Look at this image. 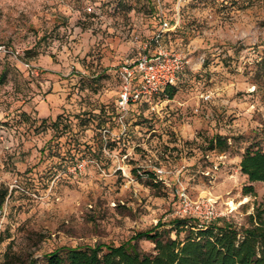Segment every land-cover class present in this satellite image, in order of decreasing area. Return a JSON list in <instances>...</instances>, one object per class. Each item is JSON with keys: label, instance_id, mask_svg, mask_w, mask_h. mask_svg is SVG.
Here are the masks:
<instances>
[{"label": "rangeland", "instance_id": "1", "mask_svg": "<svg viewBox=\"0 0 264 264\" xmlns=\"http://www.w3.org/2000/svg\"><path fill=\"white\" fill-rule=\"evenodd\" d=\"M158 47L187 59L174 90L121 104L119 68ZM1 74L0 264L170 229L182 191L238 228L264 203L239 168L264 150V0H0Z\"/></svg>", "mask_w": 264, "mask_h": 264}, {"label": "trees", "instance_id": "2", "mask_svg": "<svg viewBox=\"0 0 264 264\" xmlns=\"http://www.w3.org/2000/svg\"><path fill=\"white\" fill-rule=\"evenodd\" d=\"M4 75H0V83ZM170 86L164 93L174 90ZM172 95V93H170ZM61 116L54 122H58ZM106 121H101L102 127ZM226 141L210 140V149L224 151ZM239 168L247 177L249 185L243 186V194L255 195L254 182H264V150L247 149ZM8 189L0 186V209ZM172 228L155 227L137 233L120 245L95 244L86 247H60L43 254L28 264H264V203L248 216V224L238 228L231 222L219 224L197 223L189 217H175ZM175 231V237L171 232ZM185 232L180 237V232ZM145 238L154 244L153 252H142L134 240Z\"/></svg>", "mask_w": 264, "mask_h": 264}, {"label": "built area", "instance_id": "3", "mask_svg": "<svg viewBox=\"0 0 264 264\" xmlns=\"http://www.w3.org/2000/svg\"><path fill=\"white\" fill-rule=\"evenodd\" d=\"M170 29L172 28L168 23L163 22L161 29L154 34L151 41L160 42L164 33ZM187 63V59L181 53L168 51L162 47H158L152 55L139 54L130 64L125 62L119 68L120 103L136 101L150 103L154 96L176 84L179 73ZM178 202L177 217L196 218L200 224H209L219 216L215 203L211 200L195 202L182 191L178 194Z\"/></svg>", "mask_w": 264, "mask_h": 264}, {"label": "bare ground", "instance_id": "4", "mask_svg": "<svg viewBox=\"0 0 264 264\" xmlns=\"http://www.w3.org/2000/svg\"><path fill=\"white\" fill-rule=\"evenodd\" d=\"M227 206L230 211H233L238 207V204L233 201H228Z\"/></svg>", "mask_w": 264, "mask_h": 264}]
</instances>
